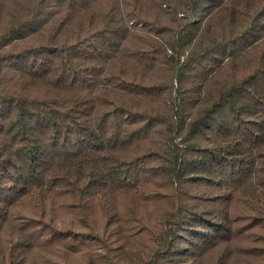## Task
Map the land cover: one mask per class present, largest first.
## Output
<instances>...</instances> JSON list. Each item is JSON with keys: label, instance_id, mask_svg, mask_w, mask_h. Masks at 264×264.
I'll use <instances>...</instances> for the list:
<instances>
[{"label": "trees", "instance_id": "16d2710c", "mask_svg": "<svg viewBox=\"0 0 264 264\" xmlns=\"http://www.w3.org/2000/svg\"><path fill=\"white\" fill-rule=\"evenodd\" d=\"M0 264H264V0H0Z\"/></svg>", "mask_w": 264, "mask_h": 264}]
</instances>
